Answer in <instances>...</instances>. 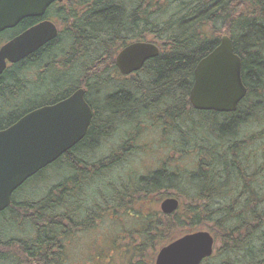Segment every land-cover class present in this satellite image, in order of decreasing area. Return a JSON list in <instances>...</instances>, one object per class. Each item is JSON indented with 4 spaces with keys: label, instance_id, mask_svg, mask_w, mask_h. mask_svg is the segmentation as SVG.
Instances as JSON below:
<instances>
[{
    "label": "trees",
    "instance_id": "1",
    "mask_svg": "<svg viewBox=\"0 0 264 264\" xmlns=\"http://www.w3.org/2000/svg\"><path fill=\"white\" fill-rule=\"evenodd\" d=\"M46 15L65 24L47 46L46 77L35 92L25 71L7 73L6 81H16L10 89L0 78V129L78 87L94 113L86 137L30 177L0 212V264H70L71 237L126 212L141 216L120 232L122 246L114 242L123 264H155L161 247L198 230L216 240L201 264H264V0H63ZM11 33L1 32L0 41ZM223 35L241 58L247 93L235 111L198 110L189 98L195 67ZM135 41L153 42L160 53L124 75L116 56ZM151 126L172 154L142 173L134 155ZM187 156L190 166L173 165ZM53 165L66 177L21 196ZM167 197L180 208L151 207ZM114 259L105 264H122ZM82 264L98 262L93 255Z\"/></svg>",
    "mask_w": 264,
    "mask_h": 264
},
{
    "label": "water",
    "instance_id": "2",
    "mask_svg": "<svg viewBox=\"0 0 264 264\" xmlns=\"http://www.w3.org/2000/svg\"><path fill=\"white\" fill-rule=\"evenodd\" d=\"M55 1L62 0H0V32L26 18L43 16ZM57 34L56 25L46 20L11 39L0 48V74L7 60L15 63L24 59ZM159 53L155 43L135 41L119 52L116 65L122 74L129 75ZM246 93L241 58L234 51L232 39L223 35L218 46L195 67L190 102L198 110L232 112ZM92 114L85 89L79 88L66 99L34 109L0 130V212L10 206L14 192L30 177L86 136ZM179 206L176 197L161 202V210L166 214L175 212ZM213 250L214 237L209 231L200 230L162 247L155 264H201Z\"/></svg>",
    "mask_w": 264,
    "mask_h": 264
},
{
    "label": "rangeland",
    "instance_id": "3",
    "mask_svg": "<svg viewBox=\"0 0 264 264\" xmlns=\"http://www.w3.org/2000/svg\"><path fill=\"white\" fill-rule=\"evenodd\" d=\"M58 26L63 27L65 24L61 21H56ZM118 55V54H117ZM138 146L143 147L142 151L134 155L133 165L139 166L142 173L148 172L150 169H155L158 167L159 163L167 159L172 151L170 141L166 140V137L161 133V130L157 127L146 128L145 132L141 134L137 141ZM149 148L144 151L143 149ZM193 156H187L186 158L179 159V163L175 160L173 165H178L179 169H184V167L193 164ZM178 163V164H177ZM45 181L39 182L38 179L32 181V184H28V193L20 192L21 196L27 195V198L35 196L36 192L40 190L46 191V189L53 184L60 182L66 177V173L60 172L55 165L48 167L45 170ZM39 182V183H38ZM36 183V184H35ZM157 195L152 198V200H157ZM154 202V201H150ZM162 202V201H161ZM151 203V207H155L160 204ZM182 210V208H181ZM183 212V211H182ZM140 215V214H135ZM135 215L127 213L120 218L115 215L108 214L103 220H101L93 229H89L83 232H79L67 243V253L69 256L70 264H82L89 260L90 256L95 255L98 264H105L106 257L110 254H114V258L117 260H124V257L119 256L118 253L112 251L114 242L119 243L122 246V241L118 237L122 229L130 227L131 223L135 221ZM141 216V215H140ZM138 217V216H137ZM123 223V224H122ZM119 256V258H118ZM114 259V261H115ZM114 264V263H113ZM123 264V261H122Z\"/></svg>",
    "mask_w": 264,
    "mask_h": 264
},
{
    "label": "flooded vegetation",
    "instance_id": "4",
    "mask_svg": "<svg viewBox=\"0 0 264 264\" xmlns=\"http://www.w3.org/2000/svg\"><path fill=\"white\" fill-rule=\"evenodd\" d=\"M63 1V0H62ZM61 1V2H62ZM55 2H60V1H55ZM54 2V3H55ZM49 8V7H48ZM47 8V9H48ZM46 12H47V10H46ZM46 12H45V14L43 15V16H41V17H31V18H26V19H29V20H27L28 22H26V20L24 21V20H22L20 23H18L15 27H13V28H8V29H6V30H12V33H11V35L8 37H6L5 39H3V40H1L0 41V48L4 45V44H6L7 42H9L11 39H13L14 37H16V36H18V35H20L22 32H24L25 30H27L28 28H31V27H33V26H35V25H37V24H39L40 22H43V21H46V20H50V21H52L55 25H56V27H57V29H58V34H57V36L53 39V40H51V41H49L48 43H46V44H44L43 46H41L40 48H38L37 50H35L34 52H32L30 55H28L27 57H25L24 59H22V60H20V61H18V62H15V63H12V62H10V61H8L7 60V62H6V68L3 70V72L0 74V78L2 79L1 81L3 82V83H5L6 84V86H7V88L8 89H10V88H12L11 86L16 82H8V81H6L7 80V77L9 76V74H7L9 71L11 72L12 71V69H14L15 68V74H17L18 72H20V74L21 73H23V71H25V73L28 75V77H29V79L31 78V84H30V86L31 85H33V92H35V88H36V83H37V80H40L42 77H46V73H47V63H44V58H45V54H46V52L48 51V47H49V43H51L52 41H55L57 38H58V36L60 35V32L62 31V27H60V26H58V24H57V22L56 21H54V20H52V19H50V18H48L47 17V15H46ZM23 24H26V26L25 27H23V28H21L20 27V25H23ZM6 30H4V31H6ZM3 32V31H2ZM1 33V32H0ZM48 46V47H47ZM47 47V48H46ZM46 60H47V58H46ZM41 62V63H40ZM6 72V74H4ZM22 77H25L24 76V73H23V75H22ZM9 79V78H8ZM79 88H83V87H78V89ZM77 90V89H76ZM75 90V91H76ZM75 91H73L70 95H72ZM70 95H66V97H62L61 99H59V101H61V100H63V99H66L67 97H69ZM33 97H35V93H33V95H32ZM87 101V100H86ZM56 102H58V101H56ZM56 102H54V103H56ZM88 102V101H87ZM50 104H53V103H50ZM88 104L90 105V103L88 102ZM45 105H49V104H45ZM45 105H41V106H39V107H42V106H45ZM91 106V105H90ZM39 107H36V108H33V109H31V110H29V111H27L26 113H24L22 116H24L25 114H27L28 112H30V111H32V110H34V109H37V108H39ZM92 108V107H91ZM92 112H93V110H92ZM94 113V112H93ZM21 118V117H20ZM19 118V119H20ZM92 118H93V114H92ZM18 119V120H19ZM17 120H15L12 124H14L15 122H16ZM91 121H92V119H91ZM91 123V122H90ZM12 124H10L9 126H11ZM9 126H7V127H5V128H8ZM90 126V125H89ZM5 128H1L0 130H3V129H5ZM89 128V127H88ZM88 131V130H87ZM87 134V133H86ZM86 137V136H85ZM84 137V138H85ZM83 138V139H84ZM78 144V143H77ZM76 144V145H77ZM76 145H74L73 147H75ZM72 147V148H73ZM71 148V149H72ZM69 151H71V150H68L67 152H69ZM67 152H65V153H67ZM64 153V154H65ZM71 154L73 155L74 154V152L72 153L71 152ZM119 209V214L122 212V210H120V209H122V207L121 206H119V207H117L116 208V210H118Z\"/></svg>",
    "mask_w": 264,
    "mask_h": 264
}]
</instances>
